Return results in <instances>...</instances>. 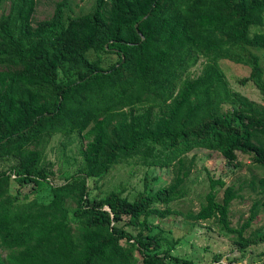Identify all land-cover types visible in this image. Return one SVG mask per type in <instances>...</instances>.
I'll return each instance as SVG.
<instances>
[{"label": "trees", "instance_id": "trees-1", "mask_svg": "<svg viewBox=\"0 0 264 264\" xmlns=\"http://www.w3.org/2000/svg\"><path fill=\"white\" fill-rule=\"evenodd\" d=\"M3 2L0 159L15 162L0 168V264H137L136 251L142 264H231L238 256L224 262L215 253L200 263L172 254L175 240L162 249L149 217L176 211L168 204L185 194L194 147L217 150L232 164L241 151L264 166V104L231 88L219 64L248 65L240 82L264 92V0H94L76 14L57 0L35 24L36 0H10L7 12ZM252 25L259 29L251 32ZM108 50L118 57L103 65L99 52ZM200 57V72L191 75ZM57 132L88 135L83 165L72 172H58L37 146ZM134 155L173 166V180L133 197L121 189L91 196L89 179ZM45 183L48 200L20 190ZM249 186L260 195L238 225L229 212L242 186L212 175L205 203L183 216L214 218L241 253L264 241V224L252 228L264 206V176ZM261 254L255 264H264Z\"/></svg>", "mask_w": 264, "mask_h": 264}, {"label": "rangeland", "instance_id": "rangeland-1", "mask_svg": "<svg viewBox=\"0 0 264 264\" xmlns=\"http://www.w3.org/2000/svg\"><path fill=\"white\" fill-rule=\"evenodd\" d=\"M57 0H36L32 21L35 24L38 20L51 16ZM70 5V12L73 14L85 12L91 9L94 0H67ZM10 0H4L1 6L2 12H7ZM259 29V26L252 25L250 31ZM103 58L102 64L108 65L118 55L115 52L100 51ZM89 58H95L94 50L87 51ZM262 59V58H261ZM205 58L200 57L190 69V74L200 72ZM264 66V59L261 60ZM219 64L223 69L226 79L231 88L237 90L258 103L264 104V92H262L252 81L240 82V79L249 73V66L243 63L234 62L229 59H220ZM5 66L0 65V68ZM88 135L85 132L72 133L64 137L57 132L50 135H42L38 147L42 149V156L45 161L55 163L58 172H72L83 165L81 149L84 147ZM238 163H229L223 155L213 149L205 147H194L187 152V156H193L194 162L189 175L184 181L185 194L169 202V206L178 212H172L164 217L152 214L149 218L154 223L153 231L160 233L161 248L166 249L172 240H175L170 249L172 254L191 258L195 262H209L213 254L221 253L224 262L230 261L231 257L238 256L231 264H243L249 261L251 264L258 263L262 259L261 252L264 249V241L249 245L240 253L233 242V234L224 233L217 225L214 218L205 220H193L183 216V213L195 212L200 205L205 203V195L209 189V175L220 177L226 183H234L239 188V196L231 203L229 216L232 224L238 225L248 214L251 202L259 197V193L249 186L253 177L264 176V166L251 161L247 153L237 151ZM236 160V161H237ZM15 162L13 156H5L0 159V168L7 169ZM175 176L173 166H159L145 163L134 155L119 159L112 164L109 171L102 178L96 181L89 179L91 184V196H101L112 189H121L129 197H133L139 190L156 189L161 185L170 183ZM57 180H59L57 178ZM61 180V179H60ZM16 187L13 183L11 190ZM30 184L22 185L20 190L29 193V196H37L38 199L48 200L49 186L43 184L36 190L30 189ZM214 190L217 196H222L223 186L216 185ZM34 191V192H32ZM159 206H163L162 203ZM264 224V206L252 222V228ZM5 250H3V253ZM137 264H142L140 254ZM166 264V263H165ZM167 264H173L167 262Z\"/></svg>", "mask_w": 264, "mask_h": 264}, {"label": "water", "instance_id": "water-1", "mask_svg": "<svg viewBox=\"0 0 264 264\" xmlns=\"http://www.w3.org/2000/svg\"><path fill=\"white\" fill-rule=\"evenodd\" d=\"M135 25H136V28H137V23H135ZM144 36L141 34V38H143Z\"/></svg>", "mask_w": 264, "mask_h": 264}]
</instances>
